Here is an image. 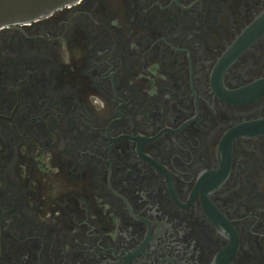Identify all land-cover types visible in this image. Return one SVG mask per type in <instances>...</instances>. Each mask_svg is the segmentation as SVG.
I'll return each mask as SVG.
<instances>
[{"label": "flooded vegetation", "instance_id": "flooded-vegetation-1", "mask_svg": "<svg viewBox=\"0 0 264 264\" xmlns=\"http://www.w3.org/2000/svg\"><path fill=\"white\" fill-rule=\"evenodd\" d=\"M263 12L82 0L0 30V264H264V32L234 47Z\"/></svg>", "mask_w": 264, "mask_h": 264}, {"label": "water", "instance_id": "water-1", "mask_svg": "<svg viewBox=\"0 0 264 264\" xmlns=\"http://www.w3.org/2000/svg\"><path fill=\"white\" fill-rule=\"evenodd\" d=\"M82 0H0V30L16 24H32L47 18L55 11L77 5ZM264 32V12L249 27L235 44V49H243L245 44Z\"/></svg>", "mask_w": 264, "mask_h": 264}, {"label": "clouds", "instance_id": "clouds-1", "mask_svg": "<svg viewBox=\"0 0 264 264\" xmlns=\"http://www.w3.org/2000/svg\"><path fill=\"white\" fill-rule=\"evenodd\" d=\"M90 99H92L93 100V104H94V106L97 104V99H93L92 97H90ZM105 107V105L104 104H99V106L97 107V111H101L103 108Z\"/></svg>", "mask_w": 264, "mask_h": 264}, {"label": "rangeland", "instance_id": "rangeland-1", "mask_svg": "<svg viewBox=\"0 0 264 264\" xmlns=\"http://www.w3.org/2000/svg\"><path fill=\"white\" fill-rule=\"evenodd\" d=\"M75 73H76V72H75ZM75 73H73V77H74V75L78 76V74H75Z\"/></svg>", "mask_w": 264, "mask_h": 264}]
</instances>
